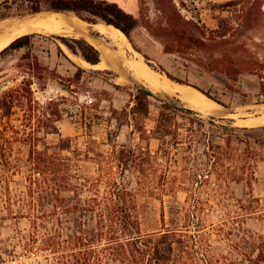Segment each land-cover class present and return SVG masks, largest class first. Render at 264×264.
I'll use <instances>...</instances> for the list:
<instances>
[{
    "label": "trees",
    "instance_id": "16d2710c",
    "mask_svg": "<svg viewBox=\"0 0 264 264\" xmlns=\"http://www.w3.org/2000/svg\"><path fill=\"white\" fill-rule=\"evenodd\" d=\"M141 1L139 16H136L112 0H0V21L41 12H73L91 24L113 25L124 32L132 44L133 32L144 27L162 44L166 54L179 56L185 66L224 75L228 90L240 97L239 105H246L248 98V93L241 87L246 73L259 75L260 93L264 96V58L248 49L245 43H240L242 31L233 25L232 18H221L216 29H209L200 20L183 14L176 0H155L156 18L149 15L146 3ZM243 4L244 0H230L222 8H242ZM247 24L254 26L253 22ZM34 37L35 33L19 36L0 52V58H4L24 50L21 59L27 60L21 83L0 95V171L25 176L26 192L22 195L23 205L17 217L27 216L31 221V230L28 233L18 230L12 243L4 248L0 264H33L21 262L22 257L31 254L43 257L39 264H245V261L264 264V234L251 235L238 221H231L228 227L219 224L210 230L194 220V211L185 209L182 225L169 227L163 224L160 230L144 233L142 204L138 197L144 195L147 185L140 179L137 188H132L126 172L151 168L154 156L147 148L140 154L131 146L115 143L110 151L99 154L95 174L82 176L74 172L72 158L64 153L71 150L70 139L60 137L58 143L50 145L38 134L41 128L46 133L51 131L50 125L39 116L41 111L34 106L33 79H43L48 70L33 50ZM53 38L90 64L101 62L100 50L85 37L53 35ZM53 43L69 58L59 43ZM78 70L85 71L79 66ZM166 74L179 83H189ZM193 86L230 108L211 91ZM115 87L129 90L127 86ZM129 92L133 104L130 113L133 119L139 118L142 123L150 118L151 103L154 101L159 105L151 133L153 138L170 146L187 144L184 140L188 139V148H191L195 125L202 127L204 123L200 111L157 98L151 90L139 85ZM17 110L23 112V128L12 122ZM36 116L37 125L34 124ZM215 119L208 117L211 123ZM218 120L227 123H213L223 133L219 136L225 138V145L211 141L207 153L215 171L222 177L220 170L230 157L227 147L241 127L234 125L233 118L220 117ZM237 138L244 144L240 149L239 164L241 177H246L249 172L253 174V158H257L259 150H264V138L255 134ZM23 146L29 147L28 156L25 159L14 156L22 152ZM169 184H163L162 194L171 190ZM181 208L171 205V212H181Z\"/></svg>",
    "mask_w": 264,
    "mask_h": 264
},
{
    "label": "rangeland",
    "instance_id": "374dc122",
    "mask_svg": "<svg viewBox=\"0 0 264 264\" xmlns=\"http://www.w3.org/2000/svg\"><path fill=\"white\" fill-rule=\"evenodd\" d=\"M112 1L139 16L141 0ZM227 1L230 0H176L183 14L200 20L209 29H216L221 18H232L233 25L240 27L242 31L240 43H245L248 49L264 58V0H244V10L241 7L222 8ZM144 2L149 15L156 18L155 0ZM44 13L42 16H51L50 13ZM65 13L59 15L63 22L58 30L32 32L35 33L33 50L48 67L44 78L33 79L32 85L34 106L41 111L39 116L50 125L51 131L46 133L39 128L38 134L50 145L58 143L60 137L70 139L71 150L64 153L72 158L74 172L82 176L95 174L99 154L110 151L115 143L131 146L140 154L141 150L149 149L154 156L151 168L142 171L130 169L126 172L132 188H137L140 179L147 185L144 195L140 194L138 197L142 204L141 227L144 233L160 230L163 224L169 227L182 225L185 209H191L196 214L194 220L207 229L211 230L223 223L228 227L231 221H238L249 234H264V150H259L260 154L255 160L253 158V174L249 172L248 176L241 177L239 155L244 144L237 138L251 134L264 138V129L261 128L264 125L254 128L246 126L241 120L264 110L259 75H243L241 87L248 93V98L246 105H239L240 97L228 90V80L224 75L201 72L192 65L185 66L179 56L166 54L162 44L151 37L144 27H138L133 32L132 48H125L121 51L122 54L117 55L119 49L116 40L101 33L75 13ZM33 15L12 16L0 21V32L11 26L12 22L20 23ZM247 22H253L254 26H247ZM53 35L68 38L92 36L98 44H103L118 58H131L133 51H137L153 68L211 91L213 95L221 97L230 108L224 107L225 110L217 114L201 112L204 123L202 127L195 125L196 134L191 140V148H188V139L184 140L187 144H162L151 136L155 128L154 117L159 109L156 102L151 103L150 118L143 123L139 118L133 119L130 113L133 104L129 91L136 85L129 79L131 71L120 65L93 67L90 63H84L80 56L69 55L65 45L53 38ZM53 41L59 43L69 58L59 52ZM23 53L24 50L16 51L0 58V95L4 90L19 85L24 78L23 70L27 60L21 59ZM121 61L119 59V63ZM78 66L85 71H79ZM115 85L127 86L129 90L116 88ZM155 96L179 99L164 92H156ZM209 116L216 118L213 123L217 125H226L227 123L218 119L227 117L235 119L234 125L241 127L235 131L231 144L227 147L230 157L225 160L223 170H220L222 177L213 167L207 146L211 141L225 145V138L221 137L223 133L219 128L208 121ZM24 121L23 112L17 110L12 122L23 128ZM38 123L36 116L34 124ZM28 153L29 147L23 146L22 152L14 156L25 159ZM162 183H170L171 190L168 194H162ZM26 184L23 174L0 171V254L12 243L18 230L24 233L31 230L29 217H17L18 210L23 205L22 195L25 196ZM171 205L182 207L181 212H171ZM252 254L251 251L250 255ZM42 259L39 255L31 254L22 257L21 262L39 264ZM245 264L251 263L245 261Z\"/></svg>",
    "mask_w": 264,
    "mask_h": 264
},
{
    "label": "bare ground",
    "instance_id": "6f19581e",
    "mask_svg": "<svg viewBox=\"0 0 264 264\" xmlns=\"http://www.w3.org/2000/svg\"><path fill=\"white\" fill-rule=\"evenodd\" d=\"M43 13L44 12L35 14L31 18L24 19L20 23L12 22L13 24L11 26H9L8 28L0 32V52L6 46H8L12 41H14L16 38L24 34L25 35L27 33L30 34L34 31H56L58 30L61 23L63 22L61 21V17H59V15H62L63 13L62 12H47V13H50L51 16H47V14L46 16H42ZM94 25L101 33L106 34L110 38L117 41L116 44L119 49V52L116 53L117 55H119L121 51H123L125 48H128V49L132 48V44L129 41L128 37L120 29L114 27L113 25L106 24L104 22H99ZM85 37L89 41V43H92L93 45H95L101 52V62L95 65L92 64L91 66L93 67H101V66L107 67V65H111V67L119 66V65L124 66L128 68L131 71V73H133V75L137 79L142 81L148 88L155 91V93L164 92V93H168L171 95H175L178 98H180L184 103H186L189 107L194 108L203 113H216L217 114L223 109L225 110L224 106H222L218 102L208 97L204 92H202L203 90L201 91V89H198L196 86L194 87L193 86L194 84L188 85L189 83L183 84V83L174 81L170 79L166 73H163L162 71L150 66L147 60L145 59V57L141 53L137 51H133L134 54L131 58H123V57L118 58L115 56L116 54L110 53L103 44H98L94 37L92 36H85ZM65 50L69 55L71 56L73 55L67 48H65ZM119 59L122 60L120 63H119ZM83 62L87 64L89 63L84 60ZM122 75L124 74L122 73ZM241 120L244 122L246 126H250V127L262 126L264 125V113L256 117L248 116Z\"/></svg>",
    "mask_w": 264,
    "mask_h": 264
},
{
    "label": "water",
    "instance_id": "95a60500",
    "mask_svg": "<svg viewBox=\"0 0 264 264\" xmlns=\"http://www.w3.org/2000/svg\"><path fill=\"white\" fill-rule=\"evenodd\" d=\"M165 73V72H163ZM170 78V77H169ZM129 79L134 82L136 85H139L140 87L144 88V89H149L151 90L150 88H148L142 81H140L139 79H137L133 73H131L129 75ZM171 79V78H170ZM154 94L155 92L153 90H151ZM159 98H162V99H165L167 101H170V102H173V103H176V104H179V105H183L185 107H189L186 103H184L182 100H178V99H173V98H170V97H159ZM191 108V107H190ZM194 109V108H193ZM196 110V109H195Z\"/></svg>",
    "mask_w": 264,
    "mask_h": 264
},
{
    "label": "crops",
    "instance_id": "0c3cea01",
    "mask_svg": "<svg viewBox=\"0 0 264 264\" xmlns=\"http://www.w3.org/2000/svg\"><path fill=\"white\" fill-rule=\"evenodd\" d=\"M97 24V23H96ZM92 25H94V24H92ZM95 26V25H94ZM180 99V98H179ZM181 100V99H180ZM219 113V112H218ZM262 113H264V110L261 112V113H259V114H255V115H253V116H259L260 114H262Z\"/></svg>",
    "mask_w": 264,
    "mask_h": 264
}]
</instances>
